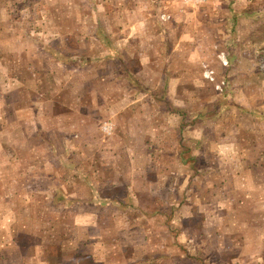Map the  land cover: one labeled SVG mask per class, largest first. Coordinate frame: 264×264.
<instances>
[{
  "label": "rangeland",
  "instance_id": "1",
  "mask_svg": "<svg viewBox=\"0 0 264 264\" xmlns=\"http://www.w3.org/2000/svg\"><path fill=\"white\" fill-rule=\"evenodd\" d=\"M22 89L93 119L8 130L0 264H264V0H0V101ZM72 148L71 194L22 191L45 162L18 157Z\"/></svg>",
  "mask_w": 264,
  "mask_h": 264
},
{
  "label": "crops",
  "instance_id": "2",
  "mask_svg": "<svg viewBox=\"0 0 264 264\" xmlns=\"http://www.w3.org/2000/svg\"><path fill=\"white\" fill-rule=\"evenodd\" d=\"M45 47H46V45H44L42 47V50H44ZM104 49H105L104 50V56L102 57L103 59H106V58L111 59L114 57V55H113L114 54V51H113L114 48H112V46L109 43H107V45H104ZM21 55H22L21 53H19L17 55L14 54L12 56V58L19 57V58L25 59L24 57H21ZM6 57H7L6 61L9 63H10V61H13V65L20 62L18 58L13 59V60H9L11 58V56H6ZM25 57L30 58L31 55L28 52H26ZM57 60L59 62H62L60 56H57ZM26 69H27V67H26ZM12 79H14V78H12ZM43 79H45V78H43ZM96 79H101V78H96ZM37 80H40V79L37 77ZM15 81H18V80L15 79ZM20 92H22V102H20V103H18V101L16 103H14L12 100H8L10 95H11L10 91L5 92L3 94V100L0 101V103H1L0 104V134L6 135L5 140H2L1 136H0V158H1L3 151H4L3 148H5L10 143L8 139H10L12 137V135L10 133H8V130H10L11 127L12 128L16 127L17 124L20 126V128L22 130L23 138H24V136L25 137L27 136L25 142H22L21 145H23V146L30 145L31 141L33 144H35V141H36L38 143L41 142L43 144L48 145L50 143L46 140L48 138H45V135H42V134H44L43 122L46 121V118L49 117L50 120L52 118L53 125L56 124L55 128L59 129L60 131L61 130L66 131V129H67L68 124L67 125L61 124L63 119H65L67 122H69V125H68L69 127H72L73 129H76L77 131L81 130L80 128H82V125H84L86 122H89L91 119H93V116L90 115L89 111L80 110L78 108L75 109V112L72 111L71 109H68V108H65L64 110H55V109L53 110L52 107H56V104L58 103V101L57 100H55V101L51 100V97H50V100H48L49 106H50V111H47V109L45 108V105H44L43 110H42V105H40L39 103H44V102L46 103V101H47L46 96L42 95V94L37 95V100H36L37 101V103H36L37 109H35L34 108L35 104L33 102H27V100L24 98L25 90L22 89ZM78 94H79V91L76 90L77 96L75 98H77V100L79 101L78 105L79 104L82 105V104H84L82 94H79V95ZM34 97H35V95H34ZM53 102H54V105H53ZM67 109H68V112L66 111ZM30 110H32L31 112H32L33 121H31ZM2 121H3V123H2ZM48 123H50V122H48ZM53 125H49V127H52ZM31 128L36 129L37 131H35L30 137V135H28L27 131ZM63 131H61V133ZM59 136H61V135H59ZM59 141H60V144H63L62 139H59ZM55 154H57V153L56 152L51 153L49 151L48 154H45L46 156L44 154H37L35 156V155H31L28 153L22 157H18L17 154L14 155L13 153H8V157L14 158V156H15V157H18V159H22V161L23 160L26 161L27 159H30V160L37 159L38 162H45V164L41 163V164H43V166L40 167L39 170H36L37 172H35V173L26 174V169H23V168H21L20 171H18L17 177L22 179V186L24 187L23 188L24 190H22V191L25 192V187L27 185H29L31 187L34 186L35 180H33L32 178L36 177L37 182L39 184H42V186H46V180H44V179H46V178L52 179V181H51L53 183L52 186L51 187L46 186L52 192L58 191V193H60V192H62V189H64L62 187H65L67 190L66 191L64 189L66 191V193L68 192V194H71L72 189H73V185L74 184L78 185V180H77L78 174H77V169H76L77 168L76 164H77L78 160L74 157H81V154H79L78 152H76L73 149V152H70V159L72 162L70 165L66 164L67 166L63 165L64 160L62 161V160H59V158L57 159V156ZM64 157L65 156L62 155L63 159H64ZM56 161H59L60 163H62V165L58 164ZM53 162L56 165H58V167L57 166L53 167ZM49 163L52 164V167H53L52 170L46 166ZM61 166H66L67 168H69L67 170L69 173L68 177L70 178L69 184H67V183H65V181H63V175H65V173L63 172V170H62L63 167H61ZM1 186L2 185L0 184V194L7 193V195H9V192H10V188H8L9 186H7L6 183H5L6 187L5 186L1 187ZM41 190L42 189H39V191H41ZM89 191H90V189H89ZM35 246H38V245H35ZM40 261L44 262L43 256H41Z\"/></svg>",
  "mask_w": 264,
  "mask_h": 264
},
{
  "label": "built area",
  "instance_id": "3",
  "mask_svg": "<svg viewBox=\"0 0 264 264\" xmlns=\"http://www.w3.org/2000/svg\"><path fill=\"white\" fill-rule=\"evenodd\" d=\"M220 59H221V63H222V64H226V59H225V57L223 56V54H221ZM216 87H219V85H216Z\"/></svg>",
  "mask_w": 264,
  "mask_h": 264
}]
</instances>
